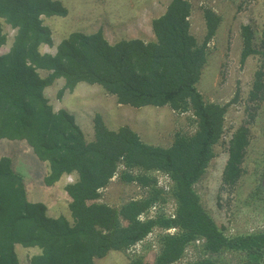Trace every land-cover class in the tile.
Returning <instances> with one entry per match:
<instances>
[{"label": "trees", "instance_id": "obj_1", "mask_svg": "<svg viewBox=\"0 0 264 264\" xmlns=\"http://www.w3.org/2000/svg\"><path fill=\"white\" fill-rule=\"evenodd\" d=\"M191 13L189 0H171L165 13L152 20L154 40L121 39L112 44L102 29L75 31L53 54L41 51L43 45L54 46L43 17L67 16L63 3L0 0V47L8 40L4 25L16 31L9 51L0 54V140L25 141L49 165L46 186L65 175L76 176L65 186L70 217L50 216L45 203L29 200L24 176L16 172L12 158L0 157V264H20L16 245L39 250L28 264H94L111 251L135 246L157 228L162 232L153 264H177L197 241L210 255L243 253L241 264H264V231L228 236L195 188L215 157L214 147L224 134L226 113L236 97L225 104L210 102L200 91L208 44L221 17L212 8L204 9L207 33L199 44L191 32ZM241 35L243 65L260 51L250 25L242 26ZM58 79L64 80L59 99L80 83L98 85L115 95L119 104L191 109L197 128L191 134L177 132L172 144L164 147L144 142L128 125L111 129L96 114L94 139L87 141L75 117L66 109L54 110L45 94ZM263 98L260 70L249 99ZM250 139L247 124L233 134L224 185L233 187L241 178ZM157 173L168 175L169 189L159 185ZM117 174L123 182L146 189L147 195L118 207L99 202L101 190ZM169 203H174L170 215L162 210ZM152 209L161 211L145 216ZM132 264L146 262L136 256ZM190 264L227 263L204 258Z\"/></svg>", "mask_w": 264, "mask_h": 264}, {"label": "rangeland", "instance_id": "obj_2", "mask_svg": "<svg viewBox=\"0 0 264 264\" xmlns=\"http://www.w3.org/2000/svg\"><path fill=\"white\" fill-rule=\"evenodd\" d=\"M60 1L68 9V15L43 17L44 23L52 30L54 40L53 47L42 46L43 53H56L60 42L72 32L92 33L99 28H104L105 37L110 41L135 36L144 41L154 40L149 32L148 20L145 23L143 21L139 29L135 27L134 31L130 27L137 25L136 17H140L137 10L144 0ZM160 1L152 4L153 16L163 13L169 2ZM189 1L192 4L191 32L199 44L204 42L207 33L204 9L212 8L221 17L217 34L208 44V63L199 81V89L205 100L210 102L225 104L236 97L226 113L224 134L214 147L215 157L195 188L205 209L228 236L264 231V98L255 102L249 99L256 73L261 70L264 79V0ZM116 24H123V32H118ZM243 25L251 26L253 43L260 53L250 56L241 65ZM4 31L8 40L0 47V54L9 51L16 33L7 24L4 25ZM63 86L64 80L58 79L46 89L45 94L54 110L66 109L75 117L87 141L94 139L93 119L96 114H100L111 129L128 125L144 142L164 147L172 144L177 132L191 134L197 128L191 109L177 111L168 105L136 108L119 104L115 95L108 94L98 85L87 83H80L73 92L67 91L59 99L58 91ZM244 124L250 128V145L242 164V176L235 186L230 187L222 182L229 145L235 131ZM2 156L12 158L14 169L24 176L30 201L45 203L50 216L70 217V198L65 186L75 181V175H65L55 185L46 186L44 177L49 165L40 161L25 141L0 140V157ZM156 175L159 185L169 189L171 181L168 175ZM146 195V189L135 183L123 182L117 174L101 190L98 201L118 207ZM162 210L170 215L173 213L174 203H169ZM159 211L161 210L152 209L145 216H154ZM161 232L157 228L135 246L124 251H111L105 257L96 259L94 264H132L136 256H142L146 264H153L158 252L157 236ZM203 248L202 241L189 245L185 256L177 264L196 263L204 258L227 264H241L244 257L243 253L233 252L210 255ZM16 251L20 264H28L30 257L39 253L36 248H24L21 245H16Z\"/></svg>", "mask_w": 264, "mask_h": 264}, {"label": "crops", "instance_id": "obj_3", "mask_svg": "<svg viewBox=\"0 0 264 264\" xmlns=\"http://www.w3.org/2000/svg\"><path fill=\"white\" fill-rule=\"evenodd\" d=\"M149 2H150V6H149ZM161 1L160 0H144L142 3H141V5L139 6V8H138V10H137V12H138V14H140V17L138 18V17H136V20H137V22H136V26H133V25H131L130 27H132L133 28V31H134V28L136 27V28H138L139 29V27L142 25V23H143V21H144V23L146 22V20H148V26H149V28H150V34H152V39H155V34H154V32H153V30H152V20L153 19H155V18H157V17H159V16H161L162 14H164L165 13V11H166V9L164 10V12L163 13H161L160 15H158V16H153L152 15V11H153V9H152V4H154V3H160ZM169 2H171V0H169ZM169 2H168V4H169ZM168 6V5H167ZM167 8V7H166ZM149 15H150V18H149ZM143 17H144V19H143ZM117 25V24H116ZM121 25V26H120ZM135 25V24H134ZM118 26V28H119V31L118 32H123L122 30H123V24H118L117 25ZM99 29H102L103 30V32H104V35H105V30H104V28H99ZM98 29V30H99ZM97 31V30H96ZM129 32H131V31H129ZM131 33H134V32H131ZM134 38H139V37H133V38H130V39H134ZM123 39V38H122ZM124 39H127V38H124ZM139 39H141V38H139ZM121 40V39H120ZM120 40H112V41H110L109 40V42L110 43H112V44H114V43H116V42H118V41H120Z\"/></svg>", "mask_w": 264, "mask_h": 264}]
</instances>
